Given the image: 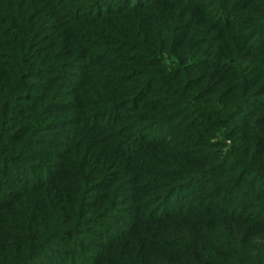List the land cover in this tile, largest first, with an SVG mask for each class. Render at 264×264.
<instances>
[{
	"label": "trees",
	"instance_id": "16d2710c",
	"mask_svg": "<svg viewBox=\"0 0 264 264\" xmlns=\"http://www.w3.org/2000/svg\"><path fill=\"white\" fill-rule=\"evenodd\" d=\"M0 264H264V0H0Z\"/></svg>",
	"mask_w": 264,
	"mask_h": 264
}]
</instances>
